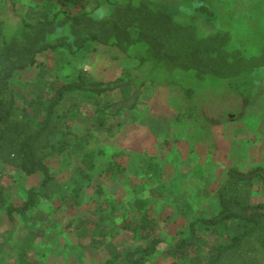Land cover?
<instances>
[{"label":"rangeland","instance_id":"rangeland-1","mask_svg":"<svg viewBox=\"0 0 264 264\" xmlns=\"http://www.w3.org/2000/svg\"><path fill=\"white\" fill-rule=\"evenodd\" d=\"M152 1L178 19L195 16L201 34L226 29L232 36L230 47L248 56L264 54V0ZM41 2L0 0V18L12 23L24 4L40 7ZM86 2L91 7L96 0ZM110 9L111 1H103L93 13L103 16ZM5 27L8 35L15 24ZM40 59L47 69L36 87L44 90L78 69L101 79L113 78L124 68L134 69V60L100 44L78 60L64 53L42 54ZM38 71L35 65L13 77L19 103L29 87L25 82L35 80ZM171 73L192 88L191 99L187 101L178 86L147 80L139 89L137 108L120 115V129L113 135L94 127L93 110L80 103L71 122L76 136L72 141L79 140L82 147L78 159L73 165L62 156L47 159L62 191L40 199L13 220L0 210V264H15L23 242L29 243L27 253L36 264H101L111 242L119 250L139 242L120 224L137 220L145 211L157 219V231L171 242L191 218L217 212L214 190L229 166L264 165V64L232 77ZM117 95L111 91L107 97ZM189 104L195 106L194 116L177 120L176 114ZM77 166L87 177L73 188L66 180L78 171ZM38 180V175L0 164V184L12 203L23 200L26 189ZM252 196L254 201L264 200V185L255 183ZM98 232L107 235L106 241H100L104 246L95 240ZM164 249L160 245L147 264H181L165 256Z\"/></svg>","mask_w":264,"mask_h":264},{"label":"trees","instance_id":"trees-1","mask_svg":"<svg viewBox=\"0 0 264 264\" xmlns=\"http://www.w3.org/2000/svg\"><path fill=\"white\" fill-rule=\"evenodd\" d=\"M103 1H111V9L98 16L93 10ZM41 3L40 7L24 4L19 19L12 23L0 18V164L39 176L20 202L12 203L0 184V210L9 220L34 208L40 199H51L62 191L47 159L62 156L72 165L78 159L82 147L79 140L72 141L76 136L71 122L81 102L94 112L92 125L113 135L120 129V115L137 108L139 89L147 80L180 87L188 101L192 88L171 72L192 71L196 78L208 74L232 77L264 64V54L248 56L230 47V31L201 34L195 16L178 19L152 0H96L91 7L86 0ZM8 24L15 28L4 35ZM95 44L115 47L134 60V69L124 68L108 79L78 69L47 90L36 87L47 69L42 54L64 53L78 60ZM35 65L40 71L35 80L25 82L29 87L19 103L12 79ZM111 91L118 92L117 98L107 97ZM194 110L189 104L175 118L192 117ZM76 168L66 180L73 188L87 177L81 166ZM255 183L264 185V165L247 169L229 166L214 190L217 212L191 218L171 242L157 231V219L146 211L137 220L123 221L120 226L139 242L125 250L111 242L101 264H147L162 244L163 254L173 263L264 264V200H253ZM106 239L104 232L95 236L101 246L105 244L100 241ZM28 241L33 240L30 237ZM28 248L29 243L19 244L15 264H36Z\"/></svg>","mask_w":264,"mask_h":264},{"label":"crops","instance_id":"crops-1","mask_svg":"<svg viewBox=\"0 0 264 264\" xmlns=\"http://www.w3.org/2000/svg\"><path fill=\"white\" fill-rule=\"evenodd\" d=\"M29 4V3H28ZM25 5H27V4H25ZM218 137V136H217ZM219 140V139H218ZM201 145H203V144H201ZM31 186V185H30Z\"/></svg>","mask_w":264,"mask_h":264}]
</instances>
